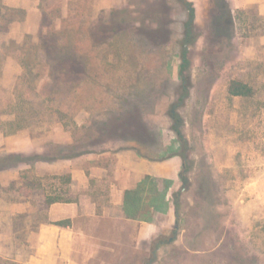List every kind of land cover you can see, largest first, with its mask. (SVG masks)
<instances>
[{
  "label": "rangeland",
  "instance_id": "obj_1",
  "mask_svg": "<svg viewBox=\"0 0 264 264\" xmlns=\"http://www.w3.org/2000/svg\"><path fill=\"white\" fill-rule=\"evenodd\" d=\"M191 3L183 82L190 15L180 0H0L3 222L8 203L30 199L36 229L44 196H78L72 164L89 168L96 154L131 147L152 161L182 162L178 242L156 264H264V0ZM234 78L254 96H231ZM169 184L148 185L159 209ZM14 231L26 256L34 242ZM172 231L138 242L137 255L127 225V255L117 249L89 264H146L154 241Z\"/></svg>",
  "mask_w": 264,
  "mask_h": 264
},
{
  "label": "crops",
  "instance_id": "obj_2",
  "mask_svg": "<svg viewBox=\"0 0 264 264\" xmlns=\"http://www.w3.org/2000/svg\"><path fill=\"white\" fill-rule=\"evenodd\" d=\"M230 1L239 8L258 0ZM93 159L96 162L89 168L71 165L68 172L70 185L79 192L75 199L50 204L46 203V196L39 200L38 210H43L36 229H31L29 223L30 214L35 211L30 199L8 203L9 222L0 219V258L18 264H89L91 257L105 258L107 253L115 256L117 249L119 256L127 255L126 242L130 237L127 225L134 227L131 240H134L137 255L138 242H151L159 235H168L175 228L178 211L174 193L180 187V160L152 161L140 157L138 150L131 147L96 154ZM159 178L170 181V184L165 190L162 208L155 209L158 202L151 196L153 190L148 185ZM142 182L144 185L138 189ZM144 202L148 203L147 208L150 207L153 215L150 220L141 219L138 215V206L142 208ZM20 219L26 222L22 223ZM63 219H70L71 224L61 226L53 223ZM16 227L21 228L23 243L25 240L34 242L28 246L32 250L26 256L18 246L14 247L18 240L14 233ZM25 231L26 239L23 238ZM172 242L162 245L156 256L160 257L166 247L177 243L178 237ZM108 263L107 259H100L98 264Z\"/></svg>",
  "mask_w": 264,
  "mask_h": 264
},
{
  "label": "trees",
  "instance_id": "obj_3",
  "mask_svg": "<svg viewBox=\"0 0 264 264\" xmlns=\"http://www.w3.org/2000/svg\"><path fill=\"white\" fill-rule=\"evenodd\" d=\"M180 1L187 7V10H188L189 15H190L187 22H186V28H185L186 30H185V33H184L183 39H182L183 48H182V54H181L182 63L180 66V77H181V80L183 82H185V71H186L187 66H188V49H189V44H190L189 36H190L191 30L193 28V22H194V8H193V5H192L190 0H180ZM183 87H184L183 88L184 92L182 94V97H186L188 94L186 84L183 85ZM228 92L231 96L251 97V96H254V94H255V88L244 80L234 78V79H231V81L229 82ZM15 130H11V131L14 132ZM183 174H184V172H181L182 176H183ZM144 183L145 182L140 183L138 185V189L141 188L144 185ZM177 198H178L177 195H175L176 201H177ZM55 201H63V200L59 197H47V199H46L47 204L53 203ZM176 208L178 211V220L176 222L175 228L172 231V234L169 237L161 236L154 241V246H153V252L154 253L150 257V259L148 260V262L146 264H153L157 258V256H156L157 250L162 245L169 243V242H172L177 238L178 233H179V229H180V223H179V215L180 214H179V210H178V203L176 205ZM155 209H159V207L155 206ZM148 212L150 213L149 215L146 212H143L142 208L138 206V215H140L141 219H144V220L152 219L153 218L152 213L150 211H148ZM53 223L57 224V225H61V226H68L71 224V220L70 219H63V220L54 221Z\"/></svg>",
  "mask_w": 264,
  "mask_h": 264
}]
</instances>
